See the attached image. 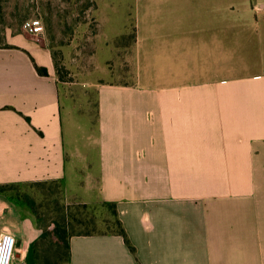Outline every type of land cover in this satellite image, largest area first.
Segmentation results:
<instances>
[{
	"label": "crops",
	"instance_id": "1",
	"mask_svg": "<svg viewBox=\"0 0 264 264\" xmlns=\"http://www.w3.org/2000/svg\"><path fill=\"white\" fill-rule=\"evenodd\" d=\"M140 12L159 26L128 61H159V83L101 85L92 108L72 104L32 36L0 46V186L59 182L66 199L114 205L133 250L74 234L58 264H264V0ZM2 232L11 264H37L48 237L7 191Z\"/></svg>",
	"mask_w": 264,
	"mask_h": 264
},
{
	"label": "rangeland",
	"instance_id": "2",
	"mask_svg": "<svg viewBox=\"0 0 264 264\" xmlns=\"http://www.w3.org/2000/svg\"><path fill=\"white\" fill-rule=\"evenodd\" d=\"M150 8L158 9L159 0H0V46L17 34L32 36L49 48L62 92L71 93L72 104L92 108L101 85L135 79L139 85H158L159 61H128L143 42L136 39L139 32L159 26L158 17L140 14ZM32 19L41 21V32L24 30L23 24ZM6 191L31 207L46 233L54 228L53 222L64 226L67 236L116 229L107 205L96 203L83 209L79 202L65 198L59 182L8 185Z\"/></svg>",
	"mask_w": 264,
	"mask_h": 264
},
{
	"label": "trees",
	"instance_id": "3",
	"mask_svg": "<svg viewBox=\"0 0 264 264\" xmlns=\"http://www.w3.org/2000/svg\"><path fill=\"white\" fill-rule=\"evenodd\" d=\"M5 47H10V46L7 44V45H5ZM34 67H35L38 74L46 75L47 72H46L45 68L38 67L36 64H34ZM7 188H8V186H0V192L6 191ZM104 204L107 205L111 209V214L115 218L114 224L116 226V229L111 231V232H114V233L121 235L123 237L125 243L128 245V247L132 251L133 247L130 245V243L126 237V233L123 230L121 223L117 218L116 209H115L114 205L111 203H104ZM80 206L83 209L93 208V206L90 207V205H87L84 203H80ZM30 211H31V213H33V210L31 209V207H30ZM35 219L37 220V218H35ZM53 227L54 228H52L51 231L48 230L47 233L45 232L47 234V236L50 235V233H51V237L49 238L47 245L44 248L45 249L44 253H38V252H36V250L34 251V259H35V262L37 264H58L61 262H65L69 259V244H68L67 238H68V236H71L74 234H70L67 236V231H66L65 227L56 225L54 222H53ZM41 228H43V227L41 226ZM93 233H104V232H93V230H92V231L80 232V233H77V235L78 234H93ZM45 237H46V235H45ZM49 253H51V254H49Z\"/></svg>",
	"mask_w": 264,
	"mask_h": 264
},
{
	"label": "built area",
	"instance_id": "4",
	"mask_svg": "<svg viewBox=\"0 0 264 264\" xmlns=\"http://www.w3.org/2000/svg\"><path fill=\"white\" fill-rule=\"evenodd\" d=\"M25 31L39 33L43 26L40 20L32 19L23 24ZM15 238L7 232L0 233V264H11L14 257Z\"/></svg>",
	"mask_w": 264,
	"mask_h": 264
}]
</instances>
